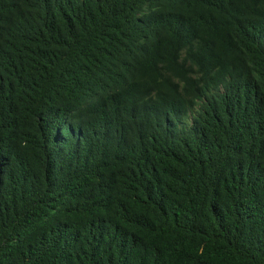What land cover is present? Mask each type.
<instances>
[{
    "label": "trees",
    "instance_id": "obj_1",
    "mask_svg": "<svg viewBox=\"0 0 264 264\" xmlns=\"http://www.w3.org/2000/svg\"><path fill=\"white\" fill-rule=\"evenodd\" d=\"M0 264H264V0H0Z\"/></svg>",
    "mask_w": 264,
    "mask_h": 264
}]
</instances>
